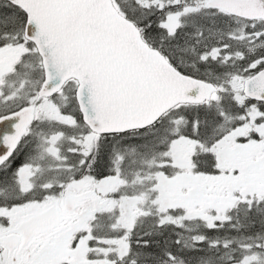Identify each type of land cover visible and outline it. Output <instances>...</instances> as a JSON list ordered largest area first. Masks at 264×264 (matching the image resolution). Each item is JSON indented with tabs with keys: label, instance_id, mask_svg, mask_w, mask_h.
I'll return each instance as SVG.
<instances>
[{
	"label": "snow or ice",
	"instance_id": "6c2138e0",
	"mask_svg": "<svg viewBox=\"0 0 264 264\" xmlns=\"http://www.w3.org/2000/svg\"><path fill=\"white\" fill-rule=\"evenodd\" d=\"M0 264H264V0H0Z\"/></svg>",
	"mask_w": 264,
	"mask_h": 264
},
{
	"label": "water",
	"instance_id": "95a60500",
	"mask_svg": "<svg viewBox=\"0 0 264 264\" xmlns=\"http://www.w3.org/2000/svg\"><path fill=\"white\" fill-rule=\"evenodd\" d=\"M3 128V126L2 125H0V129H2Z\"/></svg>",
	"mask_w": 264,
	"mask_h": 264
}]
</instances>
